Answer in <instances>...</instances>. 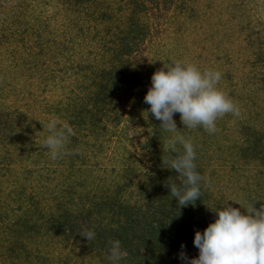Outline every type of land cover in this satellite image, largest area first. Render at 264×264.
Listing matches in <instances>:
<instances>
[{
  "label": "trees",
  "instance_id": "trees-1",
  "mask_svg": "<svg viewBox=\"0 0 264 264\" xmlns=\"http://www.w3.org/2000/svg\"><path fill=\"white\" fill-rule=\"evenodd\" d=\"M43 1L41 5L57 1L75 13L81 12V5L88 2L96 8L84 24L77 16L70 24L61 20L63 27L77 28L80 35L75 38L65 35L67 29L53 26L49 15L36 9L31 13L29 8L35 6L27 0H0V6L13 20L4 25L5 29L18 25V41L30 44L27 53L34 50L24 63L30 78L48 84L56 79L57 72H77L72 90L77 96L65 105L61 100L43 109L47 115L60 116L58 126L73 129L74 135L66 146L69 155L53 160L42 146L43 141L27 142L28 135L19 134L13 113L0 110V150L5 152L0 156V166L12 173L9 180H16L17 185L7 192L4 179H0V257L6 263L111 264L109 241L118 239L127 252L119 264H182V251L190 258L199 256L195 234L215 221L217 213L213 209L231 205L246 213V208L254 205L260 209L264 205V127L251 123H243L242 135L238 137L241 140H232L226 147L218 131L210 134L203 127L196 132L177 127L178 133L194 144L196 170L204 177L201 197L194 204L179 206L170 186H166L170 179L180 183L177 171L164 166V159L176 155L165 149L172 133L147 113L150 105L144 97L155 72L150 71L145 77L140 67L145 50L152 46L158 21L174 7L179 30H190L186 19L200 15L195 0ZM236 2L235 6L242 10L250 0ZM100 6L101 15L92 24L91 17ZM151 13L157 18L155 23ZM183 15L187 17L182 18ZM85 23L91 24L88 29ZM250 23L243 30L248 31L250 46L254 48L253 57L247 61L256 79L250 77L248 84L261 83L256 91L264 92V19ZM6 32L0 33V47L15 41V34ZM79 38L82 40L78 42ZM78 53L82 58H77ZM47 63L56 68L46 69ZM15 110L19 116L20 110ZM135 118L146 126L147 137L139 147L148 153L149 164H144L124 140L129 134L128 124ZM26 128L31 134L43 130L44 141L49 135L47 127ZM30 142L34 143L32 149ZM23 146L27 154L21 150ZM177 147L183 151L182 146ZM219 147L233 159V175L239 172L244 178L241 199L231 200L215 193L206 178L215 155L212 149L217 154ZM13 153L16 158L8 157ZM30 159V163L26 161ZM67 161V171L58 167ZM18 165L23 169L15 171ZM253 169L257 174H251ZM89 230L95 232L91 241L81 236Z\"/></svg>",
  "mask_w": 264,
  "mask_h": 264
},
{
  "label": "rangeland",
  "instance_id": "rangeland-1",
  "mask_svg": "<svg viewBox=\"0 0 264 264\" xmlns=\"http://www.w3.org/2000/svg\"><path fill=\"white\" fill-rule=\"evenodd\" d=\"M17 1L18 3H25L26 0ZM27 1L32 6H35L34 8H29L31 13H34L33 10L36 9V12H42L46 16L49 15L52 25L62 29H67L60 25L63 24L62 19L70 24L73 17L77 16L80 22H83L81 24H84L88 14L94 12L96 8V5H91V2H88L81 5V12L75 13L72 10L68 11L67 7L63 8L62 4H56L57 1H53L48 5H41L45 2L43 0ZM107 1L114 3L116 0ZM194 5L199 9L200 15L199 17L186 19L185 25L190 30H185L184 32L179 30L180 23L176 22L174 7L170 9L167 17L158 21V25L153 30L152 46L147 44L150 47L145 50L142 56L141 66L143 67H140V70L143 76L146 77L150 71L156 72L164 68L165 64L171 65L176 61H180L196 65L201 71L207 69L220 71L222 79L217 87L236 102L241 109L240 117H235L228 113L216 121L217 129L220 133L219 136L221 135L225 140L222 144L226 147L232 140H241L238 137L242 135L240 128L243 127V123L264 127V92L256 91V88L262 85L261 83L257 82V84H254L251 82L248 84L254 72L250 73L249 66L251 63L247 59L253 57L254 48L250 46L247 36L248 31L243 30V26L249 22L253 24L257 20L264 19V0H250L248 4L243 6L242 10L235 6L237 5L236 0H195ZM101 11L102 8L100 6L94 16L91 17L93 19L92 24L96 23L95 20L101 15ZM66 15H68L67 20ZM183 17H187V15H183ZM150 18L154 23L157 20L152 13ZM9 23H13V20L10 19L7 10L0 6V33L7 31L6 33L9 35H16H14L15 41L3 43V47H0V110L13 113L12 116L17 120L16 127L19 130V134L21 136L28 135V138H26L27 142L34 139L44 142L45 132L43 130L31 134L26 127H47L52 120L57 121V123L62 121L59 115L53 113L47 115L43 109L47 107V104L53 105L61 100L63 105H65L77 96L72 92L76 86L77 72L76 69H69L67 74L64 75V72H61L62 74L57 72L59 75L56 74V79L49 81L48 84L37 78H30L29 68L24 63L31 58L34 50L27 53L30 44L23 45L18 41V25H13L12 29H5L4 25H9ZM85 24L87 29L91 25L87 26L89 23ZM103 26L104 24L102 23L100 28L103 29ZM67 30L65 35L68 37L76 38L77 35H80L77 28L68 26ZM86 32L90 36V31L87 30ZM81 40L79 38L78 42ZM84 56L87 57L86 54ZM77 58H82V54L78 53ZM1 63L4 65L1 66ZM51 66L56 68L53 63H47L45 68L47 69ZM79 78L81 81V75ZM149 108H146V110ZM15 109L20 110V117ZM174 119L177 123L179 122L177 127L186 128L180 119L179 113L174 115ZM128 127L129 134H126L124 140H126L130 148L139 154L144 164H149L148 153L139 147L140 143L147 137V132L144 129L146 126L135 118L133 123L130 122L128 124ZM198 128L200 129V127ZM198 128L188 130L196 132ZM200 132L202 133V131ZM32 143L30 142V148ZM23 149L26 150L25 153L27 154V149L24 146L21 150ZM217 150L219 152L216 154V150L212 149L215 155L210 160L209 167H207L206 178L209 182L211 181L210 185L215 193L218 191L231 200L235 198L241 199L243 186H245L244 178L241 177L239 172L236 173L237 171L233 175L232 167L234 162H232L233 159L229 158L228 152H223L220 147ZM15 154H10L8 157L16 158ZM2 155H5L4 150H0V156ZM26 161L30 163L31 159ZM68 162L58 165V167L67 171L65 167H67ZM238 168L241 172L242 169L239 166ZM20 169L22 170L23 167L18 165L15 171ZM213 171L216 173H213ZM256 172V169H253L251 174L255 175L257 174ZM3 173L6 174L2 175ZM10 174H12L10 171L1 170L0 166V179H4V188H6L7 192L17 188L16 180H9L12 179L9 176ZM2 184L3 182L0 183V185ZM35 263L39 264L37 261ZM0 264L9 263H6L5 259L0 257Z\"/></svg>",
  "mask_w": 264,
  "mask_h": 264
},
{
  "label": "clouds",
  "instance_id": "clouds-1",
  "mask_svg": "<svg viewBox=\"0 0 264 264\" xmlns=\"http://www.w3.org/2000/svg\"><path fill=\"white\" fill-rule=\"evenodd\" d=\"M221 79L220 71H201L196 65L176 61L165 64L152 75L151 87L144 97V102L150 105L147 113L161 121L160 126L165 131L172 133L165 149L176 155L164 159V166L178 173L180 183L170 179L166 186H170L171 195L179 206L194 204L201 197L204 177L196 170L194 144L178 133L174 115L180 114L186 128L203 127L210 134L218 131L216 121L225 114L240 117L237 103L217 87ZM47 128L49 135L42 146L51 158L56 160L69 155L66 146L69 137L74 135L73 129L67 125L58 126L55 120L50 121ZM178 145L182 146V152ZM246 209V213L231 205L213 209L217 213L215 221L195 234L194 245L199 249V256L190 258L182 251V264H264V205L260 209L254 205ZM81 236L91 241L95 232L85 231ZM109 245L108 260L111 264H119L127 252L118 239L109 241Z\"/></svg>",
  "mask_w": 264,
  "mask_h": 264
}]
</instances>
